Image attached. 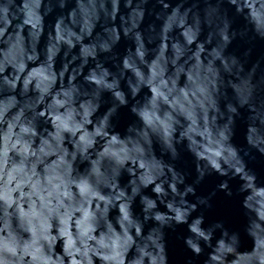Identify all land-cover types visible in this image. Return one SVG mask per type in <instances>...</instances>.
Returning a JSON list of instances; mask_svg holds the SVG:
<instances>
[{"label": "clouds", "instance_id": "9594fccd", "mask_svg": "<svg viewBox=\"0 0 264 264\" xmlns=\"http://www.w3.org/2000/svg\"><path fill=\"white\" fill-rule=\"evenodd\" d=\"M0 264H264V0H0Z\"/></svg>", "mask_w": 264, "mask_h": 264}, {"label": "water", "instance_id": "95a60500", "mask_svg": "<svg viewBox=\"0 0 264 264\" xmlns=\"http://www.w3.org/2000/svg\"><path fill=\"white\" fill-rule=\"evenodd\" d=\"M255 166L259 167V165H255Z\"/></svg>", "mask_w": 264, "mask_h": 264}]
</instances>
